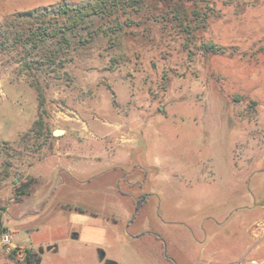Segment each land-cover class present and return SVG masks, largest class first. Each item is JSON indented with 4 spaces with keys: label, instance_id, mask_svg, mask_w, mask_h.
Listing matches in <instances>:
<instances>
[{
    "label": "rangeland",
    "instance_id": "rangeland-1",
    "mask_svg": "<svg viewBox=\"0 0 264 264\" xmlns=\"http://www.w3.org/2000/svg\"><path fill=\"white\" fill-rule=\"evenodd\" d=\"M62 1L0 0V26ZM198 8L208 17L191 37L149 7L122 16V31L90 20L64 48L0 32V207L22 185L64 181L17 224V244L82 231L118 264H264V0ZM207 41L228 51L203 53ZM69 203L101 225L86 228Z\"/></svg>",
    "mask_w": 264,
    "mask_h": 264
},
{
    "label": "trees",
    "instance_id": "trees-1",
    "mask_svg": "<svg viewBox=\"0 0 264 264\" xmlns=\"http://www.w3.org/2000/svg\"><path fill=\"white\" fill-rule=\"evenodd\" d=\"M204 1L207 0H91L79 5L64 0L60 3L18 11L5 20V23L0 26V32L8 39L12 38L14 46L24 42L28 44L55 39L60 43V47L64 48L72 43L69 36L90 20L95 18L107 20L114 17L113 29L122 31L126 26L122 16L130 14L132 11L141 12L145 7H149L158 10V13L155 14L157 19L161 20L162 18V21L176 25L180 32L183 31L188 34V37H191L189 34L203 26L208 17V14L201 12L198 8V3ZM189 7L195 8L192 13L188 10ZM128 21H132V19L128 18ZM99 30L98 28L94 29V33ZM80 42L85 43L87 40L81 38ZM200 49L203 53L221 54L228 51L227 47L215 41L202 43ZM52 54H56V52L53 51ZM50 59L53 60V57L50 56ZM38 89L40 97H42L43 92L40 88ZM40 104H42L41 101ZM35 123L38 124L39 120ZM35 133L36 137H40L41 133ZM27 191V188L20 190L18 196L26 194ZM4 212L5 207H0V240L2 234L6 232L3 222ZM48 248L55 250L56 245H50ZM18 249H12L9 253V257L15 264H41L43 261V250L34 251L32 248H26L24 249V259L20 260L16 258Z\"/></svg>",
    "mask_w": 264,
    "mask_h": 264
},
{
    "label": "crops",
    "instance_id": "crops-1",
    "mask_svg": "<svg viewBox=\"0 0 264 264\" xmlns=\"http://www.w3.org/2000/svg\"><path fill=\"white\" fill-rule=\"evenodd\" d=\"M24 182V180H23ZM61 183L64 184V181H61ZM61 183H59L58 187L56 186L54 190L52 191L47 190V193H45L43 190L44 188H39L31 191L32 184H30L29 192L26 194H23L21 196H16L15 192L12 190L11 191V198L8 201V204L5 207V212H4V226L6 227V231L10 232L12 234V245L14 248H19L18 250L23 252V255L21 257H17L21 260L24 259V249L26 248H32L34 251H40L41 248L47 249L50 252H53L54 254H59L61 249H64L63 252V257L68 258L69 262H73V264H110V262L113 260L110 256H108L107 253L104 251H101V246L97 242L98 240L93 239L92 237L89 236H84L82 231H78L76 233H71V236L68 238H65L61 240V243L63 241H66V244H61L60 246L57 244L53 243H46L44 245H41L38 250L34 249L32 245L29 244H17L15 241L17 239V234L16 231L18 229V225L20 221L27 215V214H32L30 218H37L39 214H41V208L43 206V203L40 204L42 200H44L47 196L50 194V192H53V195L56 193L59 194L58 188L61 186ZM9 190V189H8ZM64 190V189H63ZM66 191L65 193H67ZM66 195V194H65ZM64 195V196H65ZM63 196V197H64ZM60 198V195L58 196ZM61 200V198H60ZM59 200V201H60ZM58 201V202H59ZM66 202V200H65ZM60 205V202L58 203ZM68 208L74 206V211L73 212V217L74 219H77L81 223L84 224V226H91L97 225L100 226L101 222L100 221H95V218H99L98 212H94V209H91L92 212H90V209L87 208L83 203H77V204H68ZM64 207V206H62ZM68 213V210H67ZM11 215V218H7L6 215ZM72 215V214H71ZM115 220V218L113 217ZM117 221V220H116ZM119 222V221H117ZM33 230V229H32ZM34 231V230H33ZM89 231V230H88ZM29 232V230H28ZM88 239L93 240L95 243L89 244L85 241ZM50 245H56V249L54 250L49 249L48 246ZM10 249L7 247H1L0 246V264H15L12 262V259L9 257ZM44 254V253H43ZM46 258L45 254L43 255V261L41 264H46ZM114 261V260H113Z\"/></svg>",
    "mask_w": 264,
    "mask_h": 264
},
{
    "label": "built area",
    "instance_id": "built-area-1",
    "mask_svg": "<svg viewBox=\"0 0 264 264\" xmlns=\"http://www.w3.org/2000/svg\"><path fill=\"white\" fill-rule=\"evenodd\" d=\"M12 234L8 231L4 232L1 236V240L0 243L4 244L7 248H9L10 250H14L15 248L12 245ZM17 255L19 257H21L23 255V252L18 250L17 251Z\"/></svg>",
    "mask_w": 264,
    "mask_h": 264
},
{
    "label": "water",
    "instance_id": "water-1",
    "mask_svg": "<svg viewBox=\"0 0 264 264\" xmlns=\"http://www.w3.org/2000/svg\"><path fill=\"white\" fill-rule=\"evenodd\" d=\"M59 131H61V133L63 132L62 130H57V131L55 130V134H56V135L61 134V133H58ZM25 187H26V185H22L21 189H24ZM110 264H118V262L112 260V261L110 262Z\"/></svg>",
    "mask_w": 264,
    "mask_h": 264
},
{
    "label": "bare ground",
    "instance_id": "bare-ground-1",
    "mask_svg": "<svg viewBox=\"0 0 264 264\" xmlns=\"http://www.w3.org/2000/svg\"><path fill=\"white\" fill-rule=\"evenodd\" d=\"M58 133H61V131H59Z\"/></svg>",
    "mask_w": 264,
    "mask_h": 264
}]
</instances>
